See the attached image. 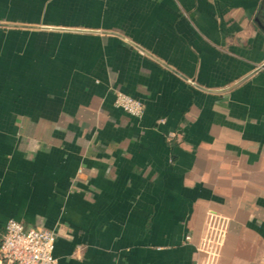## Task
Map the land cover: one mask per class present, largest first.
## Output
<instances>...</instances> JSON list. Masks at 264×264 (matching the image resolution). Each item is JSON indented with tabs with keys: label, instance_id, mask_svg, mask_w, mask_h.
<instances>
[{
	"label": "crops",
	"instance_id": "1",
	"mask_svg": "<svg viewBox=\"0 0 264 264\" xmlns=\"http://www.w3.org/2000/svg\"><path fill=\"white\" fill-rule=\"evenodd\" d=\"M9 219L57 264H264V0H0Z\"/></svg>",
	"mask_w": 264,
	"mask_h": 264
},
{
	"label": "built area",
	"instance_id": "2",
	"mask_svg": "<svg viewBox=\"0 0 264 264\" xmlns=\"http://www.w3.org/2000/svg\"><path fill=\"white\" fill-rule=\"evenodd\" d=\"M113 100L116 107L133 117H140L143 112L141 101L122 92L117 91ZM208 218V232L202 246L216 255L222 232L216 219L211 215ZM5 223L0 239V264H57L53 254L55 231L44 227L27 228L14 219Z\"/></svg>",
	"mask_w": 264,
	"mask_h": 264
},
{
	"label": "rangeland",
	"instance_id": "3",
	"mask_svg": "<svg viewBox=\"0 0 264 264\" xmlns=\"http://www.w3.org/2000/svg\"><path fill=\"white\" fill-rule=\"evenodd\" d=\"M210 250V249H209ZM211 251V250H210ZM212 255V254H211Z\"/></svg>",
	"mask_w": 264,
	"mask_h": 264
}]
</instances>
